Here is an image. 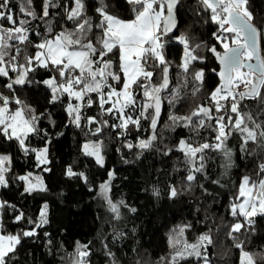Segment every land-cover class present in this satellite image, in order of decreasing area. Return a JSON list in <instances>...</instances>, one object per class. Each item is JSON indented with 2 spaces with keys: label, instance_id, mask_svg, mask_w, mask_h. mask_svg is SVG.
I'll return each instance as SVG.
<instances>
[{
  "label": "snow or ice",
  "instance_id": "1",
  "mask_svg": "<svg viewBox=\"0 0 264 264\" xmlns=\"http://www.w3.org/2000/svg\"><path fill=\"white\" fill-rule=\"evenodd\" d=\"M114 2L0 0V264H20L29 242L53 259L59 254L58 264H93L95 241L75 240L71 250L63 240L57 245L47 230V200L32 212L3 196L15 189L21 200H35L49 192L45 174L53 172L61 127L78 130L79 156L104 170L98 185L78 161L65 164L62 175L103 202L106 227L96 240L106 264H123L113 249L128 236L121 222L137 212L113 196L106 137L118 142L114 150L125 164L133 162L125 149L136 160L145 152L175 157L167 199L200 200L194 220L169 229L165 254L137 264H217L211 229L195 228L215 205L231 218L221 225L230 264H264V236L255 227L264 218V22H256L252 0H196L198 22L215 26L211 43L180 31L182 0H125L128 18ZM207 54L216 66L208 67ZM35 89L43 90L42 107L34 106ZM17 155L27 169L16 170ZM151 195L159 198L160 189L153 186Z\"/></svg>",
  "mask_w": 264,
  "mask_h": 264
},
{
  "label": "trees",
  "instance_id": "2",
  "mask_svg": "<svg viewBox=\"0 0 264 264\" xmlns=\"http://www.w3.org/2000/svg\"><path fill=\"white\" fill-rule=\"evenodd\" d=\"M119 7H116V4ZM183 6L180 8L181 15L178 17L180 22V31L183 32L191 29L197 37L203 35L206 42H214L211 40V29L214 25H204L198 22L199 18L195 13L197 8L196 0H182ZM114 10L124 18L130 16L129 6L125 0H115L113 3ZM252 10L256 15L258 24L264 22V0H252ZM201 54H205L201 50ZM171 58L176 59L179 56V45H173L171 50ZM208 55V67H214V58ZM212 77L211 83L215 77L209 72ZM39 94L33 97L34 106H43V90L35 89ZM191 103V101H186ZM53 114L59 125L65 122V117L62 109L57 106L53 109ZM60 130L65 132V136L61 137L60 141L53 146V172L46 175V180L49 186V192L37 195L35 200L27 198L21 200L18 192L5 191L4 198H11L13 202H20L26 209L34 210L39 206L41 200H47L49 204V219L50 224L47 228L55 237L57 245L63 240L65 247L71 250L75 240L87 242L95 241L93 250V264H106L104 256L100 252V243L96 240L97 233L104 227L101 223V217H105V212L102 201L94 198V193L89 192L87 188L75 180H67L62 175V170L65 164L78 161V170L85 171L90 181L95 184L105 178L104 170L98 169L90 162L79 156L78 141L83 139V135L78 130L73 128ZM133 137L136 135L133 132ZM107 149V166L109 169L116 170V179L113 181V196L114 198L123 197L129 204L137 208L135 214H129L126 222H121L123 231L128 233L126 239L114 247V251L118 250V255L121 257L123 264H137V261H155L160 255L165 254L167 249L166 235L169 229L174 224H179L182 221L194 220L196 218L195 209L200 200L193 201L191 196H182L175 201L167 199L165 190L169 183L172 182L175 173L172 165L175 163V157L169 159L162 157L155 152H145L139 159H135L134 153H128L124 150L125 155L132 163L125 164L121 160L119 154L114 150L118 146V142L114 145L112 141L106 137ZM17 168L27 169L28 162L21 156H16ZM213 165L212 171H216ZM155 186L160 189L161 196L159 198L151 195V188ZM148 189V191H145ZM223 191V190H221ZM31 214V212H30ZM224 209L219 205L209 208L207 219L206 214H199L200 220L195 224L197 231H207L209 228L216 239V247L213 249V257L217 264H230V256L226 255L229 252V241L224 236L225 228L221 225H226L231 219H224ZM258 234L264 236V218H258L255 225ZM133 229L135 232L133 233ZM108 231H111L109 228ZM135 250V251H134ZM20 264H58L59 254L56 259L47 255L44 248L39 242L35 244L29 242L18 253Z\"/></svg>",
  "mask_w": 264,
  "mask_h": 264
}]
</instances>
